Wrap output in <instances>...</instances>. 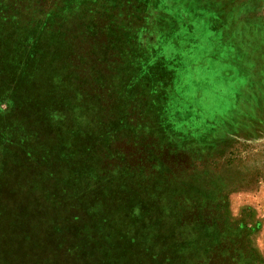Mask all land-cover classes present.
<instances>
[{
    "label": "rangeland",
    "instance_id": "374dc122",
    "mask_svg": "<svg viewBox=\"0 0 264 264\" xmlns=\"http://www.w3.org/2000/svg\"><path fill=\"white\" fill-rule=\"evenodd\" d=\"M0 255L264 264V0H0Z\"/></svg>",
    "mask_w": 264,
    "mask_h": 264
},
{
    "label": "trees",
    "instance_id": "16d2710c",
    "mask_svg": "<svg viewBox=\"0 0 264 264\" xmlns=\"http://www.w3.org/2000/svg\"><path fill=\"white\" fill-rule=\"evenodd\" d=\"M11 264L8 260L5 259L3 255H0V264Z\"/></svg>",
    "mask_w": 264,
    "mask_h": 264
}]
</instances>
